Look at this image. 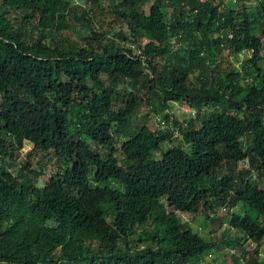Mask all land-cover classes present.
Listing matches in <instances>:
<instances>
[{"label":"trees","instance_id":"16d2710c","mask_svg":"<svg viewBox=\"0 0 264 264\" xmlns=\"http://www.w3.org/2000/svg\"><path fill=\"white\" fill-rule=\"evenodd\" d=\"M83 1L0 0V264H264V0Z\"/></svg>","mask_w":264,"mask_h":264},{"label":"rangeland","instance_id":"374dc122","mask_svg":"<svg viewBox=\"0 0 264 264\" xmlns=\"http://www.w3.org/2000/svg\"><path fill=\"white\" fill-rule=\"evenodd\" d=\"M73 2H79L80 4H83L84 1L83 0H73ZM107 5V1H105L103 3V6H106ZM97 17L100 19V17L104 18L105 16L102 14V13H97L96 14ZM104 16V17H103ZM106 18L108 20H111V18L109 16H106ZM106 24L107 22L104 21ZM95 24L99 25V22L96 21ZM115 29H118V24L115 25ZM64 34H67V35H73L72 32H69V31H64L63 32ZM75 36V35H74ZM250 55V52H247V53H243L240 55L241 59H244L246 56H249ZM230 60L233 61V59L230 57L229 58ZM262 63L261 65L263 66L264 65V51H263V58H262ZM235 62V61H233ZM235 64V63H234ZM238 65L236 64V67ZM246 66V65H245ZM169 107H167V110L170 111V114H172L173 116H175V118L181 123V124H184V119H188L190 118L191 116H193V111L189 108V106L184 103V102H180V101H170L169 103ZM149 114V118H148V121H147V124L152 128H156V126L158 127H165L166 123L165 124H161V117H160V114H154L153 112H151V109L147 106L143 107L141 109V114ZM154 114V115H153ZM133 125H136L138 126L139 125V122L138 121H133L132 122ZM176 132V131H174ZM181 141V137L178 136L177 138H175L174 141L170 142V143H167L166 145H173L175 143H179ZM118 144H120V142H118ZM32 148V144L29 143V142H24V146L22 149L16 151V160L18 162H24L25 160L29 159L31 160V163L33 164V166H35V162L36 160L39 158L40 156V153L39 152H34L32 155H30V157H28V154L27 152ZM47 159V158H46ZM45 167H44V174L43 176H41V180L39 181L40 183L42 182V180L46 179L49 175V172L53 167H57L56 165L53 164V159H50V160H47L45 163ZM261 184H264V178L261 182ZM241 207H240V204H238L236 207H234L232 210L233 211H241ZM223 212H225L224 208H222L221 206H215L214 208V211H210L209 212V215L211 216H221L223 214ZM251 213V211H250ZM176 214L178 216H180L183 220H189L190 219V216H188L187 214H183L181 212H178L176 211ZM199 222L198 223H195L194 221L191 222V225L194 226L195 229L197 230H200L202 233L204 231V235L205 236H208V234L210 235H213V234H218L220 231H222L224 228H225V224H222V225H219L217 221H215V224H214V230H212V233H209V231L211 229H213V227L211 228V225L210 224H205V227H201L202 226V222H200L201 226H198ZM230 233L232 232L230 229H229ZM250 248H255V244L251 243L249 245ZM215 253H213L212 251H210V253H207L205 254L206 258H210L214 255ZM239 257L238 259V263L236 262H232V259L229 258V255L226 256L225 258V263L224 264H240V262L242 261L241 259V255L238 254L237 255ZM258 256L259 257H263L264 256V243H262L260 245V247H258ZM210 263H204V264H214V263H211V261L209 260ZM216 264H223L222 263V257L217 255V260L215 261Z\"/></svg>","mask_w":264,"mask_h":264},{"label":"bare ground","instance_id":"6f19581e","mask_svg":"<svg viewBox=\"0 0 264 264\" xmlns=\"http://www.w3.org/2000/svg\"><path fill=\"white\" fill-rule=\"evenodd\" d=\"M170 7V6H169Z\"/></svg>","mask_w":264,"mask_h":264}]
</instances>
